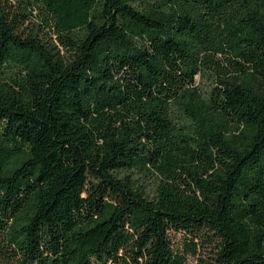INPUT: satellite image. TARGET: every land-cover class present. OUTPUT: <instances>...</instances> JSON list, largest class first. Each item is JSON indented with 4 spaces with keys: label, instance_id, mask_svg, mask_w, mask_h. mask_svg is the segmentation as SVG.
<instances>
[{
    "label": "trees",
    "instance_id": "trees-1",
    "mask_svg": "<svg viewBox=\"0 0 264 264\" xmlns=\"http://www.w3.org/2000/svg\"><path fill=\"white\" fill-rule=\"evenodd\" d=\"M170 231L264 264V0H0V264H185Z\"/></svg>",
    "mask_w": 264,
    "mask_h": 264
},
{
    "label": "rangeland",
    "instance_id": "rangeland-1",
    "mask_svg": "<svg viewBox=\"0 0 264 264\" xmlns=\"http://www.w3.org/2000/svg\"><path fill=\"white\" fill-rule=\"evenodd\" d=\"M196 82H200L201 85L205 86L207 81L203 78L201 79L199 76H196ZM169 237L171 240V246L173 250L185 254L186 261L185 264H195L197 256L202 257L204 260H211V257H209L212 252H210V249H212V246H208L206 248L201 247L199 244L197 245V254L193 255L188 249L187 244L190 242L191 239L194 240V242H198V238H192L189 234L183 232V231H170ZM96 264V263H93Z\"/></svg>",
    "mask_w": 264,
    "mask_h": 264
}]
</instances>
